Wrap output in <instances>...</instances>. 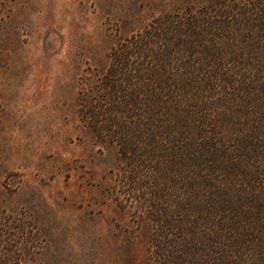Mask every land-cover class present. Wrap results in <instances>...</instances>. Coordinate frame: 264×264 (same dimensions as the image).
Segmentation results:
<instances>
[{
	"label": "rangeland",
	"instance_id": "rangeland-1",
	"mask_svg": "<svg viewBox=\"0 0 264 264\" xmlns=\"http://www.w3.org/2000/svg\"><path fill=\"white\" fill-rule=\"evenodd\" d=\"M209 1L0 0V264H264V152L234 157L257 114L218 110L224 155L165 135L123 160L79 112L119 41ZM231 21L226 44L247 29Z\"/></svg>",
	"mask_w": 264,
	"mask_h": 264
},
{
	"label": "trees",
	"instance_id": "trees-1",
	"mask_svg": "<svg viewBox=\"0 0 264 264\" xmlns=\"http://www.w3.org/2000/svg\"><path fill=\"white\" fill-rule=\"evenodd\" d=\"M253 1L249 8H239L233 0H210L195 13L165 15L119 41L88 91L91 95H85L88 101L81 99V117L98 137L118 145L123 160L136 154L135 139H144L142 148L155 156L158 150L150 143L165 135L178 136L180 146L174 148L198 159L201 154L224 155L220 148L226 135L216 128L223 119L218 118L220 108L229 106L224 120L257 114L259 136L235 133L236 150L246 153L234 157L245 166L253 147L264 152V114L258 109L264 108V0ZM233 18L247 28L242 30L246 34L226 44L222 35L230 31ZM195 56L204 59L191 58ZM175 69L179 73L169 72ZM259 163L264 165V159ZM259 177L264 190V177ZM175 263L167 258L166 264Z\"/></svg>",
	"mask_w": 264,
	"mask_h": 264
}]
</instances>
